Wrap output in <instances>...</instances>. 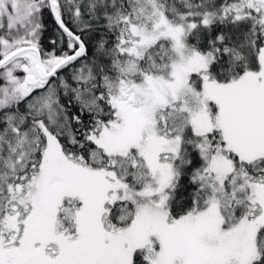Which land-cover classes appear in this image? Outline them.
Segmentation results:
<instances>
[{
  "label": "snow or ice",
  "instance_id": "1",
  "mask_svg": "<svg viewBox=\"0 0 264 264\" xmlns=\"http://www.w3.org/2000/svg\"><path fill=\"white\" fill-rule=\"evenodd\" d=\"M0 264H264V0H0Z\"/></svg>",
  "mask_w": 264,
  "mask_h": 264
}]
</instances>
